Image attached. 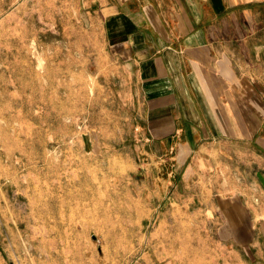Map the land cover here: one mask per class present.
I'll use <instances>...</instances> for the list:
<instances>
[{
  "label": "rangeland",
  "instance_id": "obj_1",
  "mask_svg": "<svg viewBox=\"0 0 264 264\" xmlns=\"http://www.w3.org/2000/svg\"><path fill=\"white\" fill-rule=\"evenodd\" d=\"M93 1L0 0V264H264L228 206L263 216L264 171L178 166Z\"/></svg>",
  "mask_w": 264,
  "mask_h": 264
},
{
  "label": "crops",
  "instance_id": "obj_2",
  "mask_svg": "<svg viewBox=\"0 0 264 264\" xmlns=\"http://www.w3.org/2000/svg\"><path fill=\"white\" fill-rule=\"evenodd\" d=\"M97 1L109 46L134 68L147 126L176 145L178 166L190 156L200 175L234 158L264 171V0ZM253 201L228 206L264 222Z\"/></svg>",
  "mask_w": 264,
  "mask_h": 264
}]
</instances>
